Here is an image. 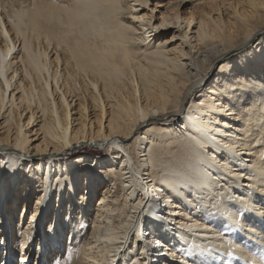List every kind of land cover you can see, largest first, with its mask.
<instances>
[{"label":"bare ground","instance_id":"6f19581e","mask_svg":"<svg viewBox=\"0 0 264 264\" xmlns=\"http://www.w3.org/2000/svg\"><path fill=\"white\" fill-rule=\"evenodd\" d=\"M187 1L0 0L11 264H264V0ZM94 144L110 153L68 158ZM67 178L46 233L33 181Z\"/></svg>","mask_w":264,"mask_h":264},{"label":"rangeland","instance_id":"374dc122","mask_svg":"<svg viewBox=\"0 0 264 264\" xmlns=\"http://www.w3.org/2000/svg\"><path fill=\"white\" fill-rule=\"evenodd\" d=\"M175 1V0H174ZM174 1H172V0H149V5L148 6H144V8H143V11L142 12H150V11H152V8H154V11H155V16H160L161 14L160 13H163V12H168V11H172V9H174L175 8V6H173V4H175V3H177V2H174ZM207 1H210V0H207ZM174 2V3H173ZM202 3H205V2H203L202 1ZM193 7H195V9H193ZM200 2L199 1H194V0H188L185 4L184 3H182V5H180V7H179V10H180V12H182L183 14H193V13H195V14H198L199 13V11H200ZM178 29H176V28H174V26H171L170 27V29L169 30H166L165 31V29L164 30H160L159 31V35H158V37H160L161 39H163V40H168L170 43H171V39H172V37L174 36V35H177L178 34V31H177ZM158 32V31H157ZM177 40V39H176ZM173 41V40H172ZM176 42V41H175ZM174 42V43H175ZM173 43V42H172ZM217 67V65L215 66V67H213L212 68V70L210 71V74H209V76H208V78L209 77H211L212 76V74L214 75V73L216 72V68ZM210 79V78H209ZM187 105H189L188 103H187ZM186 115V114H185ZM110 153V151H108V150H106L105 149V147H102V146H99V145H96V144H94V145H91V146H87V145H81V146H79V147H75L74 149H72L71 150V152H70V154H68V158H70V159H72V158H74V157H76V156H80V155H84V156H90L91 158H95V159H98V160H100V159H102V158H99L98 156H104V155H106V154H109ZM67 157V156H66ZM72 157V158H71ZM80 173V172H79ZM86 173V172H85ZM84 176L86 177V175L83 173L82 174V177L84 178ZM81 177V179H83ZM20 179V178H19ZM18 178H17V181H20ZM1 180V179H0ZM21 180L23 181V179L21 178ZM68 180V181H67ZM16 180L14 181V182H17ZM21 181V182H22ZM38 182L37 183H35L34 181H33V184L32 185H36V190H38L39 189V193H40V195H34L33 196V198H32V200H33V203L35 202V204L33 205V207H35V205H36V202L40 199V198H42L41 200H40V203H42V202H44V203H42L41 204V210H40V213L41 214H43L44 216H45V219L43 220V222H42V224H43V228L45 227L46 228V230H48V226L50 225L49 223L52 221V219L54 218V214L56 213V212H58V213H60L61 215H63L64 214V210H66V203H67V198H66V195H68L69 194V191H67V194H66V189H67V187H68V190H69V188H70V185H69V179L67 178L66 180H65V182L63 183V187L61 186V189H59V187H60V182H58L57 184H60L59 186H56V183H54V182H51L52 184L51 185H49V186H53V188H51L50 189V193L48 194V191L47 190H45L46 189V186L45 185H43V183H41L39 180H37ZM84 181V180H83ZM40 184H41V186H40ZM17 185H19L18 183H17ZM45 186V187H44ZM55 186V187H54ZM33 187V186H32ZM44 187V188H43ZM44 189V191L42 192V190ZM35 190V191H36ZM53 190V191H52ZM18 191V190H17ZM55 193V194H54ZM83 193V192H82ZM80 194V193H79ZM99 194V193H98ZM51 197V198H49V196ZM37 196V197H36ZM48 196V197H47ZM58 196H60V197H58ZM67 197H69V196H67ZM94 197L95 196H93V199H94ZM50 199V200H48V199ZM66 198V199H65ZM75 198H76V195H75ZM75 198H74V196L72 197V200L73 201H75ZM57 199V200H56ZM63 199V200H62ZM55 200V201H54ZM49 201H50V203H49ZM62 201V202H61ZM39 202V201H38ZM46 202V203H45ZM61 203H62V205H61ZM44 204V205H43ZM48 204V205H47ZM10 205V204H9ZM77 205V204H76ZM17 206L19 207V206H22L21 205V201H20V203L19 202H17ZM48 207L49 209L50 208H52V209H50V211L49 210H47V209H44V207ZM40 208V207H39ZM62 208V209H61ZM55 209V210H54ZM58 210V211H57ZM61 210H62V212H61ZM49 211V212H48ZM60 211V212H59ZM66 211H68V210H66ZM51 212V213H50ZM30 215V214H29ZM29 215H28V217H29ZM9 216V215H8ZM1 217V216H0ZM10 221L8 220L7 221V224H9V226H8V228H10L11 226H17L18 228H19V231H18V235H20L21 236V232L23 231V228L27 225H24V223H23V225L21 224V226H19V225H12V223L10 224L9 223ZM69 223V222H68ZM67 223V224H68ZM11 225V226H10ZM72 227V225H69L68 224V226H66V229L68 230H66L68 233H66V235H65V238L66 237H69L70 238V236H71V233H70V228ZM21 228V229H20ZM45 228L43 229V230H45ZM11 230H12V227H11ZM45 230V231H46ZM46 233H48V231H46ZM0 234H2V232H0ZM20 236L18 237V238H20ZM10 238H11V236H10ZM35 239L37 240V237H35ZM66 240V239H65ZM17 243V242H16ZM148 246H150V244H148ZM11 248H7V249H5V247L3 246V244L0 246V254H1V256L3 257V255H7L6 256V259H10V257H8V252H10L11 254H12V252H11ZM36 252H33V254H35ZM36 256V255H35ZM34 258V257H33ZM172 258V257H171ZM1 260H2V258L0 259V262H1ZM12 261H13V258H11L10 259V262H9V264H11L12 263ZM17 264H18V261H17ZM41 264H47V262H41Z\"/></svg>","mask_w":264,"mask_h":264}]
</instances>
